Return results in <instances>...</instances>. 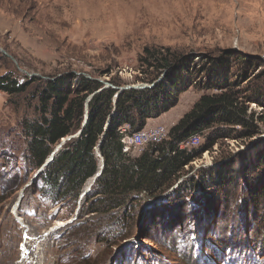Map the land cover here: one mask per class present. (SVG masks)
Listing matches in <instances>:
<instances>
[{
  "label": "rangeland",
  "instance_id": "rangeland-1",
  "mask_svg": "<svg viewBox=\"0 0 264 264\" xmlns=\"http://www.w3.org/2000/svg\"><path fill=\"white\" fill-rule=\"evenodd\" d=\"M146 46L192 56L199 82L146 128L163 126L167 133L201 94L215 92L206 85L211 73L229 70L255 99L249 111L257 132L219 138L167 191L155 198L133 194L127 208L79 220L86 195L54 203L34 183L14 211L37 170L22 128L36 114L27 93L0 91V196H7L0 202V264H264V0H0V74L12 72L20 82L110 70L126 85L138 84L133 75ZM246 59L263 66L249 69L244 80L238 75ZM209 132L187 147L206 143ZM126 152L135 156L136 146ZM84 218L91 226L77 233ZM97 229L106 243L96 242ZM24 235L28 252L21 259Z\"/></svg>",
  "mask_w": 264,
  "mask_h": 264
},
{
  "label": "trees",
  "instance_id": "trees-1",
  "mask_svg": "<svg viewBox=\"0 0 264 264\" xmlns=\"http://www.w3.org/2000/svg\"><path fill=\"white\" fill-rule=\"evenodd\" d=\"M192 58L169 46L144 47L132 82L150 84L164 73L162 79L150 88L124 89L117 96V89L104 87V82L113 86L127 83L117 73L111 75L110 70L100 72L99 76L75 72H62L47 79L32 76L23 82L12 72L0 74V91L8 96L27 93L31 100L28 105L36 114L22 123L33 169L43 164L62 138L80 129L87 104L86 122L80 134L61 146L34 185H40L39 190L54 203H75L85 181L98 169L95 152L98 147L103 169L86 194L78 219L84 215L93 218L133 205L136 201L133 194L145 198L160 196L184 175L190 162L210 150L219 138L253 136L258 125L254 113L249 111V103L255 99L240 88L238 79L228 75L229 70H222L211 73L206 81L207 88L215 92L201 94L160 142L148 144L137 156L123 152L121 134L142 131L148 119L174 107L179 95L192 83L199 85ZM251 61L245 60V68L238 75L244 80L253 73L249 69L263 66L262 62ZM104 75L109 78L100 79ZM235 126L242 130H235ZM206 130H210L206 143L182 147ZM202 184L201 180L198 186ZM179 186L185 185L180 182ZM6 198L1 195L0 202ZM87 219L77 224V233L91 226ZM95 234L97 243L107 242L103 231L97 229Z\"/></svg>",
  "mask_w": 264,
  "mask_h": 264
},
{
  "label": "water",
  "instance_id": "water-1",
  "mask_svg": "<svg viewBox=\"0 0 264 264\" xmlns=\"http://www.w3.org/2000/svg\"><path fill=\"white\" fill-rule=\"evenodd\" d=\"M1 50V49H0ZM10 58L14 61L15 59L10 56ZM164 73L161 74V76H159L154 82L150 83V84H147V83H138V84H132V85H124V86H113L111 84H109L108 82H104V87H108V86H111L112 88H115L117 89V92L115 94V96H117L118 93H120L122 90L124 89H129V88H134V89H143V88H150L152 87L155 83L159 82L161 79H162V76H163ZM32 75H35L34 73L33 74H29V76H32ZM101 81V80H100ZM86 117H87V104H85V114H84V118H83V121H82V124H81V127L79 130H77L75 133L71 134V135H68L66 136L65 138H62L60 140V142L53 148V150L51 151V153L47 156V158L45 159V161L43 162V164L35 171V173L31 176V178L23 185V187L21 188V190L19 191V194L17 196V199L15 200V202L13 203V208L16 209L17 206L19 205L23 195H24V191L31 187L34 183L37 182V179L39 177V174L41 173V171L44 169V167L52 161L54 155L58 152V150L61 148V146L64 144L65 141L71 139V138H74L76 136H78L81 132V129L82 127L84 126L85 122H86ZM99 144V143H98ZM96 151V154H99V151H98V147H96L95 149ZM99 163L100 165H98V169L97 171L95 172V174L90 177V178H93L92 179V182L91 184L89 185V187L87 189H84V186L82 188V192L80 193V196L78 198V200H81L91 189V187L93 186L96 178L101 174L102 172V169H103V159L102 157L100 156V159H99ZM90 178H88L87 180H89ZM86 180V181H87ZM85 181V182H86ZM77 211V210H76ZM77 212H75V215H76ZM75 219V216H73L71 219H69L66 223H70L71 221H73Z\"/></svg>",
  "mask_w": 264,
  "mask_h": 264
},
{
  "label": "built area",
  "instance_id": "built-area-1",
  "mask_svg": "<svg viewBox=\"0 0 264 264\" xmlns=\"http://www.w3.org/2000/svg\"><path fill=\"white\" fill-rule=\"evenodd\" d=\"M165 131H167L163 126H154L150 128L144 127L142 131L134 132V137H123L121 134V143L123 144V152L129 146H136V156L140 154L141 148L146 147L148 144L157 143L158 139L164 136ZM121 133V130H120ZM199 139V135L182 145V147H187L190 142L195 143ZM96 152V151H95Z\"/></svg>",
  "mask_w": 264,
  "mask_h": 264
},
{
  "label": "bare ground",
  "instance_id": "bare-ground-1",
  "mask_svg": "<svg viewBox=\"0 0 264 264\" xmlns=\"http://www.w3.org/2000/svg\"><path fill=\"white\" fill-rule=\"evenodd\" d=\"M165 133H166V132H165ZM165 133H164V134H165ZM123 137H134V133H133V134L125 133V134L123 135ZM162 138H163V136H162L161 138L158 139V142H160ZM194 138H195V137H194ZM190 141H191V140H190ZM129 147H130V146H129ZM129 147H128V148H129ZM142 148H143V147H142ZM142 148H141V149H142ZM127 150H128V149H127ZM127 150H126V151H127ZM96 155H97V157L100 159V156H99L98 154H96ZM99 165H100V163H99ZM92 179H93V178H90L89 180H87V181L84 183V184H85V185H84V189H87V188L89 187V185H90L91 182H92ZM12 210L15 211L14 208H12ZM14 211H13V212H14ZM58 225L60 226V225H62V223H61V222H58ZM23 238H24V239H23L22 244H21V247H20V248H21V249H20V250H21V256H20L21 259L25 258L26 255H27V252H28V251H27V247L25 246V242H27V241L29 240V239H28L29 237L26 236V235H24ZM27 239H28V240H27ZM20 257H19V258H20ZM16 263L18 264L19 261H17Z\"/></svg>",
  "mask_w": 264,
  "mask_h": 264
},
{
  "label": "crops",
  "instance_id": "crops-1",
  "mask_svg": "<svg viewBox=\"0 0 264 264\" xmlns=\"http://www.w3.org/2000/svg\"><path fill=\"white\" fill-rule=\"evenodd\" d=\"M155 120V119H154Z\"/></svg>",
  "mask_w": 264,
  "mask_h": 264
}]
</instances>
